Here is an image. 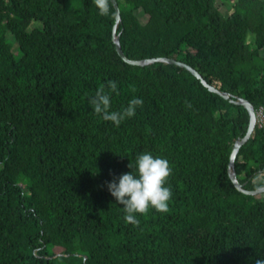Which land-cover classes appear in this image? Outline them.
<instances>
[{
  "label": "trees",
  "instance_id": "trees-1",
  "mask_svg": "<svg viewBox=\"0 0 264 264\" xmlns=\"http://www.w3.org/2000/svg\"><path fill=\"white\" fill-rule=\"evenodd\" d=\"M215 1L116 0L115 35L129 61L183 62L228 99L174 64L124 63L112 4L102 16L94 0H0V264L264 260V195L238 191L227 174L250 123L233 101L264 113V0H234L226 17ZM108 80L119 90L112 111L143 100L119 128L88 103ZM144 152L170 161L173 197L169 213L138 215L137 228L107 183L136 174ZM234 171L245 190L264 188L258 124Z\"/></svg>",
  "mask_w": 264,
  "mask_h": 264
},
{
  "label": "clouds",
  "instance_id": "clouds-1",
  "mask_svg": "<svg viewBox=\"0 0 264 264\" xmlns=\"http://www.w3.org/2000/svg\"><path fill=\"white\" fill-rule=\"evenodd\" d=\"M94 4L100 15L110 14V0H94ZM131 90L135 92L136 88L131 86ZM112 93L119 95L118 84L114 80H108L106 85L99 86L94 96L88 98V103L96 115L119 128L123 121L136 116L137 108L143 107V100L133 98L121 111H112ZM128 167L133 169V164L130 163ZM135 169L136 174L132 171L115 177L107 183V188L117 203L123 205L125 222L139 228L138 215L146 216L153 209L161 214L170 212L173 192L169 180L173 169L170 161L153 156L151 152L137 155ZM255 264H264V260L258 259Z\"/></svg>",
  "mask_w": 264,
  "mask_h": 264
},
{
  "label": "water",
  "instance_id": "water-1",
  "mask_svg": "<svg viewBox=\"0 0 264 264\" xmlns=\"http://www.w3.org/2000/svg\"><path fill=\"white\" fill-rule=\"evenodd\" d=\"M114 10H115V22L112 28V40L114 42V46L116 48V51L118 52L119 57L123 60L124 63L130 65V66H146V65H150L153 64L155 62H161L164 64H174L180 68H184L187 70V72H189L193 77H195L197 80L200 81V83L204 86L207 87L209 91L217 93L219 95H221L224 99H228V95L225 93H220L219 91H217L216 89H214L212 86L208 85L206 82H204L201 77L191 68H189L186 64H184L183 62H179L176 61L174 59H169V58H165V57H159V58H152V59H145V60H138V61H129L122 49L119 46V41H118V37L115 35L116 33V29L117 26L119 25L120 22V17H119V10L117 7V3L116 0H110ZM234 104L236 105H241L243 106L246 111L247 114L249 115L250 118V123H249V128L247 131V134L244 135L243 138H241L240 140H236L232 150L230 152V156H229V161H228V166H227V174L228 177L231 181V183L236 187V189L242 193L248 194V195H253V196H258V195H262L264 194V188L258 190V191H249V190H245L244 185L240 184L237 180L235 171H234V162H235V158L237 156V153L239 151V148L249 139V137L251 136V134L254 132L256 125H257V116L255 115L254 109L252 107V105L244 100V99H237L235 101H233Z\"/></svg>",
  "mask_w": 264,
  "mask_h": 264
},
{
  "label": "rangeland",
  "instance_id": "rangeland-1",
  "mask_svg": "<svg viewBox=\"0 0 264 264\" xmlns=\"http://www.w3.org/2000/svg\"><path fill=\"white\" fill-rule=\"evenodd\" d=\"M233 1L234 0H216L215 1V6L217 7V9L219 11H221V13L223 14V16L226 17V16H229L232 13V10H233V6H232ZM138 17H139V20H140V22L142 24L147 21V16L144 15V14L139 13L138 14ZM36 26H38V24L37 23H34V24H32L31 28L36 27ZM6 38L8 39L9 42H11L10 44L12 46V50L15 53V55L20 56L19 50H17V44L14 43V41L12 40V36L8 32L6 33ZM252 40H253V36L248 35V37H247V43H252ZM260 55L262 57H264V51H261L260 52ZM232 115L236 116L235 113H232ZM257 115H258V118L260 119V121H264V119L260 116L259 113ZM256 179H258V178H256ZM262 195H264V194H262ZM262 195H258V198H262ZM57 250L55 249V252L56 253H59Z\"/></svg>",
  "mask_w": 264,
  "mask_h": 264
},
{
  "label": "built area",
  "instance_id": "built-area-1",
  "mask_svg": "<svg viewBox=\"0 0 264 264\" xmlns=\"http://www.w3.org/2000/svg\"><path fill=\"white\" fill-rule=\"evenodd\" d=\"M258 113L264 119V113H263L262 109H260L259 111H257V113L255 115L257 116V124L259 125V127L260 128H264V121H260V119L258 118V115H257Z\"/></svg>",
  "mask_w": 264,
  "mask_h": 264
}]
</instances>
